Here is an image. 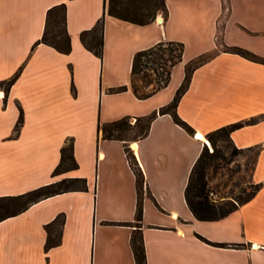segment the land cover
Returning a JSON list of instances; mask_svg holds the SVG:
<instances>
[{
  "label": "crops",
  "instance_id": "1",
  "mask_svg": "<svg viewBox=\"0 0 264 264\" xmlns=\"http://www.w3.org/2000/svg\"><path fill=\"white\" fill-rule=\"evenodd\" d=\"M60 2L65 3L67 52L36 43L47 8ZM164 4L161 21L154 16L139 24L108 14L106 0H0V196L62 177L86 180L85 189L42 197L1 219L0 264H134L129 236L135 227L136 186L125 145L142 172L139 230L146 264H264V184L253 178L264 164V117L229 133L236 148L257 150L251 177L260 186L248 200L205 220L193 216L183 195L190 168L206 144L195 131L206 137L220 125L264 116V0ZM99 17L100 56L79 38ZM186 31L198 43L197 55H186L183 45L166 85L148 95L150 101L137 103L129 72L134 51L178 40ZM230 45L263 60L226 50ZM126 53L129 85L111 94L109 87L125 81L111 78L112 61ZM203 53L212 56L193 69L175 107L191 131L169 113H158L146 134L131 142L102 136L99 124L169 102L184 64ZM69 139L76 166L52 174ZM58 213L63 214L55 228L59 240L45 248L44 224Z\"/></svg>",
  "mask_w": 264,
  "mask_h": 264
},
{
  "label": "trees",
  "instance_id": "2",
  "mask_svg": "<svg viewBox=\"0 0 264 264\" xmlns=\"http://www.w3.org/2000/svg\"><path fill=\"white\" fill-rule=\"evenodd\" d=\"M160 10L165 15L166 7L164 0H106V12L110 15L129 20L135 23H146L154 18L155 13ZM79 38L82 44L91 50L96 55H101L102 46V17H99L95 23L79 32ZM44 42L52 45L54 48L61 52H67L70 48L69 35L65 28V3L60 2L51 5L45 12L44 27L40 38L37 42ZM183 44L178 40H159L150 46L137 49L134 51L131 57L130 63V86L133 93L137 97H145L150 95L158 88L166 85L170 77L171 66L181 59ZM226 50L236 52L246 58L252 60L262 61L263 59L258 55L254 54L250 50L237 46L230 45L226 47ZM212 56V53H203L198 56L189 59L184 64V73L180 84L176 87L174 94L169 102L159 106L157 109L152 110L149 113L134 116L135 121L142 120V123H136V132L133 136L135 140L146 134L150 121L158 113H169L174 122L184 127L186 130L191 131V127L188 123L178 116L175 107L181 94L185 91L188 86L190 75L193 69L201 62ZM19 71V69H18ZM18 71L15 72L11 77L5 80L7 84L12 82L17 76ZM153 77H150V73ZM145 78V88L140 87L135 83V79ZM125 88V85H118L110 87V91H118ZM130 115H123L121 117L105 121L98 125L103 137L106 138H117L126 141L128 138L124 137L122 130L126 129L130 125L127 120ZM264 117L263 115L253 116L246 119L226 123L220 125L206 134L208 141L214 146L216 138L226 137L230 139L229 133L232 129L241 126L243 124L251 123L259 118ZM134 124V123H133ZM235 151L239 148L234 147ZM124 151L128 164L133 171L135 177L136 186V202L134 210V228L132 229L129 236V243L133 254L134 264H146L144 249L139 230V222L142 215V203H141V192H142V172L138 167L132 151L128 146H124ZM59 160L52 169L51 173L56 174L75 167L76 162L72 154V142L71 139L66 141L59 150ZM213 152V150L211 151ZM257 150H255V156ZM211 153L206 151V147L203 144L198 155L196 156L183 189L184 200L187 207L197 219H216L224 216L231 210L235 209L237 205L248 200L254 192L259 188L260 183L255 182L256 187L246 197L241 198L237 201L231 199H222L220 201H213L207 195L208 186L205 178V166L209 163ZM86 180L83 176H72L62 177L58 180H53L48 183L36 186L32 189L26 190L21 193L13 195H2L0 196V220L16 214L26 208L32 202L65 190L70 189H85ZM17 206L10 207L9 203L5 201H17ZM63 221V214L58 213L56 216L46 224L44 229L46 231V238L44 247L51 246L58 242L59 238L56 234L55 228L59 227ZM218 243V242H216Z\"/></svg>",
  "mask_w": 264,
  "mask_h": 264
},
{
  "label": "rangeland",
  "instance_id": "3",
  "mask_svg": "<svg viewBox=\"0 0 264 264\" xmlns=\"http://www.w3.org/2000/svg\"><path fill=\"white\" fill-rule=\"evenodd\" d=\"M155 16H164V14L158 10L155 13ZM178 40L183 42L186 55H197L195 52L198 50V43L195 38H193L191 33L186 31V34L181 35ZM111 66V78L121 77L124 79L125 81L119 85H125L124 89H126L129 85L127 53L121 54L119 56L116 55ZM149 73L150 77H153V74L151 72ZM135 83L140 87V89L145 88V78L141 79L138 76L135 79ZM124 89L118 91H125ZM109 92L113 94V92L117 91L109 90ZM123 97L128 96L123 94ZM139 98V101L141 102H137V100H135L137 103H145L146 101L153 99L148 98V96ZM127 122L130 125H128L126 129L122 130V134L124 137L128 138L127 140L131 142L134 140L133 136L136 132L135 122L142 123V120L135 121L134 116H129ZM204 145L206 147V151L212 154L209 163L204 168L205 178L209 189L207 192L208 197L213 201H220L222 199H231L232 201H237L249 195L256 187V184H254L251 177V170L255 159V149L243 148L235 151V146L232 144V141L226 137L216 138L214 146L210 142L209 145ZM212 150L213 152H211ZM254 172L255 174L253 173V178L255 175L258 178L256 181H261L262 184H264V164L257 166ZM19 201H21V199L17 201H5L4 203H9L10 207H14L17 206Z\"/></svg>",
  "mask_w": 264,
  "mask_h": 264
},
{
  "label": "bare ground",
  "instance_id": "4",
  "mask_svg": "<svg viewBox=\"0 0 264 264\" xmlns=\"http://www.w3.org/2000/svg\"><path fill=\"white\" fill-rule=\"evenodd\" d=\"M199 138L202 139V140H204L206 142V144L209 145L208 139H206L202 134H200Z\"/></svg>",
  "mask_w": 264,
  "mask_h": 264
},
{
  "label": "water",
  "instance_id": "5",
  "mask_svg": "<svg viewBox=\"0 0 264 264\" xmlns=\"http://www.w3.org/2000/svg\"><path fill=\"white\" fill-rule=\"evenodd\" d=\"M159 19L161 20V17H159ZM194 135L196 136V137H199L200 136V133L199 132H197V131H195L194 132ZM206 138V137H205ZM207 139V138H206ZM255 244V243H254Z\"/></svg>",
  "mask_w": 264,
  "mask_h": 264
},
{
  "label": "built area",
  "instance_id": "6",
  "mask_svg": "<svg viewBox=\"0 0 264 264\" xmlns=\"http://www.w3.org/2000/svg\"><path fill=\"white\" fill-rule=\"evenodd\" d=\"M159 21H161L160 19H159ZM0 95H2V90H0ZM208 145V144H207Z\"/></svg>",
  "mask_w": 264,
  "mask_h": 264
}]
</instances>
